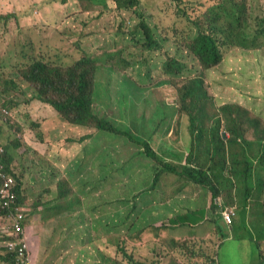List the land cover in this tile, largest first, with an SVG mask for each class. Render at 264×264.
<instances>
[{
  "label": "rangeland",
  "instance_id": "1",
  "mask_svg": "<svg viewBox=\"0 0 264 264\" xmlns=\"http://www.w3.org/2000/svg\"><path fill=\"white\" fill-rule=\"evenodd\" d=\"M102 1L104 4H93L90 0H0V153L4 146L17 140L20 150L12 148L13 164L20 170L24 166L27 174L23 203L16 204L10 212L1 210L0 200V236L6 237L18 214H22L26 242L35 263V236L42 235L44 239V230L50 229L47 232L50 235L59 228L55 219L44 229V215L69 212L77 215L68 222V227L78 231L74 239H78L80 245L97 248L98 242L104 239L102 235L117 227L106 235L110 241L100 245L113 256L112 264H133L122 245L123 235L141 228L144 223L146 229L143 231H153L148 237L149 242L139 250L140 256L145 254L144 263L158 264L160 261L153 262V257H162L168 260L162 264H180L179 261L215 264L217 259L222 264H264V260L253 253L257 245L252 242L251 233L254 232L249 226H246L249 233L245 229L239 231L241 237L245 235L247 239H242L241 243L230 242L218 251L217 245L222 238L213 240L214 245L210 249L205 246L203 238L189 240L179 236L181 242L177 245L166 238L178 228L172 225L171 220L160 221L161 217H169L170 210L183 200H165V196H172V192L171 189H162L161 185L151 189L153 182L150 177L160 167L146 158L144 146H140L146 140L144 134L150 135L158 125L168 122L162 118L168 111L164 106H174L170 101L180 98L179 88L168 80H164L163 90L153 88L167 77L162 69L165 61L170 60L165 55L185 67L183 77L192 80L201 77L206 81L212 98L203 101L206 103L203 108L200 106L204 110L201 112L206 130H211L213 122L221 118L222 130L229 139H232L233 130L241 136L264 138V0H140L138 8L130 11H118L116 0ZM241 4L247 7L240 9L241 16L246 17L249 23L246 36L257 37L260 47L254 50L245 46L224 47L221 66L204 70L189 51L192 40L188 39L194 36L189 19L195 23L204 22L217 8L229 11ZM142 23L162 44L163 51L154 54L143 49ZM228 35V32L221 34L219 43ZM36 61L53 67V73L57 75L55 82L63 80L69 83L72 77L85 73L95 111L105 108L106 117L121 129L123 135L96 130L85 144L81 140L72 141L70 137H82L84 131L66 123L53 107L38 97L36 85L26 79L34 70L28 69L29 66ZM192 84L195 87L194 80ZM176 112L174 107L170 115L171 129ZM178 122L174 125L176 131L186 133L190 130V118L187 125ZM51 134V144L46 143L44 147V136L50 138ZM56 135L70 140L65 142L70 148L75 142L78 143L77 148L84 144L81 165L68 172L73 196H70L64 181L57 179L56 165L61 161L57 148L62 142ZM125 135L131 136L133 141ZM49 147V152L44 154ZM263 154L258 150L256 156ZM49 157H53L55 163L49 162ZM141 161L146 166L141 171L144 180L139 183L122 182L130 174H133V180L137 179L134 169L141 165ZM110 171L115 180L111 185L101 175ZM222 181L228 185L226 178ZM188 182L177 187L189 190V195L198 203L209 201L211 195L207 189L187 188ZM136 185L143 187L136 188ZM135 194H140L136 202L133 199ZM240 195H243L246 205L247 200L254 199L253 195L248 198L244 184ZM61 203L64 204L59 207ZM228 208L221 210L223 218V212ZM152 211L155 217H159L154 226L152 220L146 223L151 219ZM242 211L247 220V208ZM252 214L257 215L256 212ZM257 225L254 222L253 228ZM204 226L216 227L212 221ZM185 230L190 233L193 229L184 228L182 232ZM200 230L205 233V227ZM4 240L0 237V248ZM173 246H176L174 255L179 261L169 254L168 248ZM261 246L264 249V243ZM67 264L84 263L80 260ZM137 264H141L140 261Z\"/></svg>",
  "mask_w": 264,
  "mask_h": 264
},
{
  "label": "trees",
  "instance_id": "2",
  "mask_svg": "<svg viewBox=\"0 0 264 264\" xmlns=\"http://www.w3.org/2000/svg\"><path fill=\"white\" fill-rule=\"evenodd\" d=\"M90 1L93 4H104L102 0ZM115 4L118 11H130L138 8L140 0H116ZM240 9H247V7L241 4L229 11H222L220 8H217L214 12L209 14L204 22L195 23L196 21L189 19L190 28L192 32H194L193 38L188 39L189 41L192 40L190 41L191 47H189V51L199 60L204 70H214L224 62V54L222 51L224 47H252L250 50L260 47L257 37L253 39L252 37L246 36L249 23L246 17L241 16ZM262 23H264V20ZM140 26L144 35L145 47L143 49L147 51V53L154 54L163 51L162 44L155 40L149 27L144 23ZM227 32L229 35L220 44L218 41L219 36ZM165 58H169L170 60L165 61L162 69L164 75L167 77L163 78L160 84L158 86H153V88H162L164 86V80H168L179 88L178 93L180 94V98L176 100V104H178L176 106L178 107L180 116L178 120L182 123L183 120H185L184 125H187L188 119L190 118L191 131L188 130V132L185 133L190 134L187 139L181 140L178 137H174L171 147L172 138L170 142L166 141L164 144L162 140L154 142V137H152L140 144V146H144L142 149L146 158H149L156 166L160 167L156 169L150 177V180L153 182V184L150 185L151 189L155 190L160 182H163L166 187L167 182L176 183L178 180L185 182L191 181L207 187L212 192L214 198L217 199L222 195L223 185H221V182L226 178L229 184L225 187L226 190L227 188L229 189L235 186L236 189H239V194H241V188L244 184L245 187H247L248 198L253 194L256 198V192L260 191L259 187L262 191L264 190V154L256 156L258 150L264 152V138L254 139L249 135L241 136L238 135L237 131L233 130L231 131L232 139H229L228 136L224 135L222 130L223 122L221 118L217 122H213L211 130H206L204 128L205 122L202 119L203 113L201 112L204 110L200 109V106L203 108L206 104L203 103V101H208V98L210 100L212 99L209 89L206 86V81L201 77H195L193 78L195 82L194 87L191 78L188 79L183 77L185 67L172 57L165 55ZM43 66L44 64L41 62L31 63L28 69L34 70H32L30 76L26 79L36 85L38 97L43 102L53 107L65 122L89 130V133L81 138L82 141L90 139L96 130L123 135L121 129L108 119L106 114L95 111L90 83L85 73L80 74L78 77H72L69 83L63 80L55 82L54 79L57 75L53 73V67L50 65ZM170 77L172 79H170ZM156 83H158V81H156ZM210 117L211 116L207 119ZM184 125L182 127L183 130ZM182 134L184 133L176 131V135L181 136ZM155 136L159 135L155 134ZM126 137L129 141H133L131 136ZM12 148H20V144H17V140L13 144L3 147L0 153V164L6 165L8 171L16 181L15 191L17 194V204L19 205V203H23V193L27 192L24 181L27 174L24 166L22 170H20V168H16L13 164L15 156L12 154ZM208 162H211V164H207ZM144 168H146V166L141 161V165L135 168L139 169V171L137 172L134 169V174L137 179L133 180V177H131L133 174H130V177L126 179L123 178L122 182L134 181L135 183H139V181H143L144 178L141 171ZM130 170L131 168H128V171ZM111 173L112 171H110L109 174H101L102 176L104 175L103 179L106 180L109 185L115 183V180L111 177ZM61 181H64L63 183L68 187L67 179L63 178ZM135 187L142 188L143 186L136 185ZM139 195L140 194L133 195L135 202ZM101 197L102 196L99 198ZM125 202L128 203V201ZM81 203L82 199L79 197V204ZM151 215V219H148L146 223L152 220L154 226L155 216L153 215V211ZM44 218H47V216L44 215ZM116 228L117 227H114L113 231H115ZM24 229L26 231L25 226ZM139 229L125 233L123 236L124 241L122 245L127 254L136 247L138 242H141L142 245L144 243L147 244L149 242V235L153 234V231H143L146 229L145 223ZM113 231L106 233V235ZM251 235L254 241H257V243L260 242L262 237H256L253 233H251ZM0 237L5 239L4 243H2L4 244L2 248H6L12 238L8 234H6V237ZM67 241H70V239L67 238ZM121 253L123 254L125 252ZM127 254H125L126 258H128ZM128 255L131 261H133V264H137L138 261L134 262L133 255ZM5 256L6 257L0 255V260L9 264H19L17 262V252H7ZM261 258L264 260V255L261 256ZM70 260H73V258ZM214 263L217 264V262ZM116 264L121 263L116 262ZM141 264L147 263L141 262Z\"/></svg>",
  "mask_w": 264,
  "mask_h": 264
},
{
  "label": "crops",
  "instance_id": "3",
  "mask_svg": "<svg viewBox=\"0 0 264 264\" xmlns=\"http://www.w3.org/2000/svg\"><path fill=\"white\" fill-rule=\"evenodd\" d=\"M175 105L178 104L175 103ZM174 107L176 108V106H172V105H167L166 107L164 106V108H166L168 111L163 114L162 118L167 119L168 122L166 124H161L160 126L158 125V127L152 131L153 132L152 134L150 135L144 134L146 140L154 137V142H157L158 140H162V142L165 144L166 141L170 142L172 138L170 144L171 147L173 145L174 137H178L181 140H184L190 136L189 133L187 134L184 133L181 136L176 135V130L174 125H176V122L180 121L178 120L180 119L178 111L176 112V117L174 119L175 122L174 125L172 126L173 128L171 129L169 127L170 115L173 113ZM99 112L101 114H107L105 108H103ZM184 121L185 120H183V124ZM71 129L72 128L70 127L69 131H71ZM81 129L84 131L82 132L84 133V135L89 133L88 129L86 128H81ZM155 134H158L159 136H155ZM56 136H57V140L62 142V144L57 148L58 151L57 155H59V157L61 158V161H58L56 165L57 179L60 178V180H62L63 178H65L68 180V188L70 190V196H73L74 192H73L71 177L68 175V172H73L75 168L81 165L82 163L81 161L83 159L84 144L89 139L83 140L84 144L82 148L76 147V145L78 144L77 142H75L72 148H70L67 147L65 144L67 139L63 140L61 136L58 135ZM52 137H53L52 134L50 138L44 136V147L46 143L51 144L50 140ZM82 137L80 136L77 138L70 137V139L72 141H78L81 140ZM50 147L46 150L44 154L49 152ZM19 150L20 148L18 149V151ZM48 161L51 163H55L53 157H49ZM136 171L138 172L139 169H136ZM183 182L185 181L178 180L176 181V183L167 182L166 187L163 182H160L158 184L161 185L162 189L163 188L171 189L172 196H165V200L167 201L183 200L177 203V206H174L172 210H170L169 217L167 216L161 217L160 221L171 220L172 225L178 228L176 232H173L171 236H167L166 238H170L171 242H175L176 245L179 244V242H181L179 236H183L184 239H189V240L195 238H203L206 240L204 244L207 247V249H210V247L214 245L213 240H215L216 238L219 239L222 238L217 245V251H218V249H221L223 246L227 245L230 242L238 241L241 243L242 239H247L245 235L241 237L239 231L245 229L247 233H249V229L246 227L249 226V228L253 230L254 235L256 237L259 236L262 237L259 243H257V241L254 240L252 241L251 238H249L252 242H254L257 245V248L253 251V253L256 256H258L260 260L262 259L261 256L264 255L263 252L264 249H262L261 246V244L264 243V231H263L264 190L256 192V196H257L256 198L253 194L254 199H251V201L250 199L247 200V205H246L244 203L245 200L243 195L241 196L239 194V189H236L235 186H232V188L229 189L227 188L226 190L225 187H227L229 184L224 185V181L221 182V185H223L222 195L219 196L217 199L214 198L212 192L207 187L189 181L186 186L187 188L191 186H196L201 191L207 189L210 192L211 196L208 202L198 203L197 200H195L191 195H189L188 193L189 190L185 191L182 187H177V185ZM62 204L64 203L59 204V207H62ZM223 207L224 208L230 207L235 209L236 216L234 218V223L232 225L227 224L224 221L222 215L220 214L222 212L221 210L223 209ZM245 207L247 208V220H245L246 215L242 211V209ZM252 212H256L257 215H253ZM57 214L53 213L51 215H47V218H44V229L45 226H50L51 223L54 222L55 219H57L59 226L57 231H54L49 235V233L47 232L50 229L44 230V236H43L44 239L42 238V235L35 236V241H36V249L34 250L35 264H67V262H71V261L74 262L80 260H82L84 264H112V261L114 259L113 256H111L109 252L103 250L100 247L102 243L104 242L106 243V241L107 242L110 241L108 240L105 234L102 235L104 239L103 241L98 242L97 248H91L89 246L80 245V241L78 239H74L76 238L75 236L78 231H76L74 228L68 227V222L75 219L77 215L75 213H69V212H63L60 215ZM158 218L159 217H155V221H159ZM208 221H212L216 225V227L210 229L209 227L204 226ZM183 222H186V224H183ZM254 222H257L258 224L256 229L253 228ZM168 227L171 228V225H168ZM188 227L193 229L192 231H190V233L186 230L182 232V229ZM204 227H205V233L202 234L200 229H203ZM157 234L160 233L157 232ZM55 238L57 239L55 240ZM67 238H69L70 241H67ZM143 245L141 244V242H138L136 247L132 251L128 252V254L133 255L135 261H140V263L143 261L145 255L143 254L142 256H140L141 253L139 250H141L140 248ZM175 247L176 246L170 247L168 248V250H169V254L171 256H174L178 260L176 255H174ZM0 249L2 250L0 255L6 257L5 256L6 249L5 248L4 249L0 248ZM157 250H158L157 252L161 253L160 249ZM71 258H73V260H70ZM155 260H158V262L160 261V263L158 264H162L165 261H168L166 258L153 257V262ZM179 263L185 264L183 261H179ZM0 264H9V263L0 260ZM128 264H132V263H128ZM217 264H222V262L219 263L217 259Z\"/></svg>",
  "mask_w": 264,
  "mask_h": 264
},
{
  "label": "built area",
  "instance_id": "4",
  "mask_svg": "<svg viewBox=\"0 0 264 264\" xmlns=\"http://www.w3.org/2000/svg\"><path fill=\"white\" fill-rule=\"evenodd\" d=\"M16 181L8 171L6 165L0 164V200L4 210L12 211L17 204V194L15 191ZM234 212L229 211L225 213L227 222H233ZM23 215L18 214L17 219L8 235L12 240L7 245L9 252H17V262L19 264H34L29 253V246L26 242L25 232L23 227Z\"/></svg>",
  "mask_w": 264,
  "mask_h": 264
},
{
  "label": "clouds",
  "instance_id": "5",
  "mask_svg": "<svg viewBox=\"0 0 264 264\" xmlns=\"http://www.w3.org/2000/svg\"><path fill=\"white\" fill-rule=\"evenodd\" d=\"M36 62H40V61H36ZM34 63V62H33ZM42 63V62H41ZM222 64V63H221ZM221 66V65H220ZM219 66V67H220ZM162 90H163V88H162ZM172 102V104L174 105V106H176L175 105V103H176V101L174 102L173 100L171 101ZM176 108H177V111H178V107L176 106ZM179 112V111H178ZM177 123V122H176ZM82 141V140H81ZM229 211H233L234 212V216H233V222L232 223H229V222H227V220L225 219V213H227V212H229ZM223 216H224V221L228 224H233L234 223V218H235V216H236V212H235V209H233V208H228L226 211H224L223 212ZM13 227V225L12 226H10V228H9V230H11V228ZM23 227H24V225H23ZM9 232V231H8ZM8 232L6 233V234H8ZM24 232H25V230H24ZM2 249H4V248H2ZM6 249V253L7 252H9L8 250H7V247L5 248Z\"/></svg>",
  "mask_w": 264,
  "mask_h": 264
}]
</instances>
